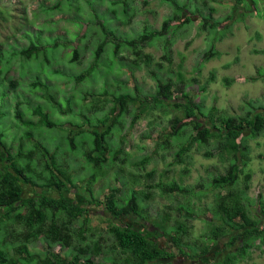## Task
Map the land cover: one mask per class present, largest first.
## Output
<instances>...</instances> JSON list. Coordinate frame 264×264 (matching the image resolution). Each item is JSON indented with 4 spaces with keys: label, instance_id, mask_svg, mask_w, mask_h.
<instances>
[{
    "label": "rangeland",
    "instance_id": "rangeland-1",
    "mask_svg": "<svg viewBox=\"0 0 264 264\" xmlns=\"http://www.w3.org/2000/svg\"><path fill=\"white\" fill-rule=\"evenodd\" d=\"M59 1L63 2L60 7L51 8ZM178 1L189 3L190 7L177 15L173 24L182 23L187 15L195 21L177 31L171 27L170 33L166 32L139 49L123 46L119 58L113 53L112 43L107 44L97 70L79 80L76 75L94 63L95 49L104 37L97 16H101L119 36L132 39L145 31L161 30L167 17L180 12L166 0H0V69H7L0 72V131L11 144L13 153L21 149L28 152L35 139L45 143L74 180L75 187H70L68 195L77 193L84 203L88 191L81 186L92 174L97 177L91 185L95 197L103 200L111 187H117L118 193L124 196L133 190L140 196V203L151 219L158 220L168 209L190 201L199 217L189 223L192 227L183 239L182 252L173 242L168 243L161 230L149 220L131 215L127 221L147 225L164 248L170 245L174 255L164 260L165 263L197 264L201 263L200 259L192 261L186 255L193 245L209 244L210 252L203 257L207 261H218L227 253L226 243L231 237L226 233L216 242L212 241L213 230L207 222L214 215L218 191L211 184L212 178L218 173H226L231 162V155L217 148L218 142L195 143L189 151L177 155L178 141L170 148L162 147V143L172 129L170 118L176 114L182 116V112L170 107L167 114V109L160 106L141 111L135 102L122 116L120 129L114 130L108 138L111 150L100 173L83 155L90 146L89 138L85 140L86 135L78 134L76 150H72L69 141L73 133L85 131L110 114L114 94L129 91L142 97L151 95L156 93L158 84L167 79H172L175 87L190 91L198 102H203L206 110L217 106L219 114L244 115L248 100L264 105V74L259 73V70L264 73V0H240L239 4L238 0ZM235 4L237 13L232 15ZM197 6L199 11L193 12ZM202 15L211 21L221 20L222 27L227 23L229 28L222 37L220 33L225 30L214 33L210 29L204 30L200 26ZM57 36L67 39L70 44L65 46L60 39V45L55 47ZM167 39L173 40L170 62L164 58ZM212 40L219 55L204 61L203 54ZM32 41L45 44V48L38 56L20 54L19 51ZM74 47L79 49V58L75 61ZM38 82L40 85L34 86ZM106 89V95L99 98L95 95ZM18 103L29 122L21 124L15 117ZM36 107L47 113L56 125L48 127L39 123V116L34 111ZM247 142L250 162L245 170L251 173V180L246 196L252 214L264 219V212L259 207L260 200H264V134L249 138ZM207 151L212 152L210 156L205 155ZM33 159L38 169L45 167L46 161L37 149H33ZM169 182L204 193L200 198L180 191L163 194L161 188ZM238 186L243 189L244 174ZM29 191L33 188L27 186L26 192ZM145 195L150 197L145 198ZM86 204L90 211L88 225L80 231V221L74 224L81 234L73 237L72 244L82 246L88 242L93 245L99 241L101 254L94 256L98 264H112L106 257H125L120 256L108 232L110 218L114 222L119 220L111 217L102 206ZM11 239L14 240L8 237V241ZM20 241L15 239L13 245L17 246ZM45 242L40 238L29 242L28 246L41 252ZM53 249L69 255L73 247L53 245ZM9 253L15 258L21 256L14 248H10ZM237 264H264V244L254 247L245 257H239Z\"/></svg>",
    "mask_w": 264,
    "mask_h": 264
},
{
    "label": "trees",
    "instance_id": "trees-1",
    "mask_svg": "<svg viewBox=\"0 0 264 264\" xmlns=\"http://www.w3.org/2000/svg\"><path fill=\"white\" fill-rule=\"evenodd\" d=\"M166 1L175 6L180 14L176 13V15L167 17L163 21L161 30L145 31L132 39L119 36L101 16H97L104 37L101 38L95 49L94 63L84 72L77 74L75 78L83 80L97 70L104 48L109 43L113 45L115 57L119 58L118 55L123 46L128 45L139 49V46L146 45L157 37H162L166 32L170 33L173 26L174 31H177L182 26L195 21L191 15H187L182 23L173 24L177 15L180 16L186 9H189L190 5L178 0ZM237 2L239 4L240 0ZM62 3L59 1L51 8H58ZM237 4L233 7L232 15L237 13ZM199 9L197 6L193 12L199 11ZM200 23L202 29H210L211 33L216 30H225L220 33V37L229 28L227 23L222 27L221 20L211 21L206 15H202ZM56 39L58 42L54 43L55 47L60 45V39L65 42V46L70 44L62 36H57ZM172 43V39H167V45L164 47V58L169 62L172 60ZM44 48L45 44H36L32 41L19 53L26 57L38 56ZM138 51L136 52L138 53ZM216 55H219V51L212 40L210 47L203 54V60L208 61ZM78 58L79 49L74 47L73 61ZM8 62L10 61L8 60ZM5 70L0 69V72ZM259 73L264 74L260 70ZM37 85H40L39 82L34 83V86ZM205 88L203 87V89ZM107 91L106 89L95 93V95L99 98V96L106 95ZM112 100L113 106L109 115L100 118L94 126L85 128V131L78 130L70 136L72 150L77 149L76 136L78 134L86 135L85 140L89 138L90 146L83 152V155L87 162L92 163L100 173L111 150L108 138L114 130L120 129L121 118L129 112L132 102H135L138 105V110L141 111L160 106L164 110L167 109L168 114L170 107L177 109L182 112V116L176 114L170 118L172 129L165 135L162 147L170 148L174 142L178 141L177 155H180L182 152L189 151L195 143L209 144L215 140L218 142L217 148L220 151L231 155L227 172L218 173L212 178L211 184L218 191L215 194L214 215L211 219H207L213 230L212 241L216 242L221 235L226 233L231 235L226 243L228 251L222 260L207 261V258L203 256L210 252L211 246L197 244L193 245L191 251L186 255L192 261L200 259L201 263L197 262V264H237L239 257H245L254 247L264 244V219L259 215L255 217L250 209L246 193L251 173L245 170L250 162V146L247 140L264 134V105H256L252 100H248L244 115L219 114L217 106L206 110L203 102H198L190 91L175 87L172 79L160 82L154 94H144L142 97L139 94L126 91L114 94ZM34 111L39 116V123L42 125L48 127L56 125V122L49 119V115L39 107L34 108ZM14 115L21 124L30 121L24 118V112L21 111L19 103ZM82 126L80 125V127ZM33 149H37L45 159L43 169L36 167ZM211 153V151H207L205 155L210 156ZM243 174L244 187L241 189L238 182ZM96 178V175L92 174L88 181L86 180L87 182L81 186L82 189L88 191L85 203L79 200L77 193L75 196H69L70 187H75L74 180L70 172L58 163L55 152L50 153V149L45 143L35 139L33 148L28 152L25 153L21 149L17 153H13L11 144L5 139L3 131H0V264H98L94 260V256L101 254L99 241H95L93 245L88 242L82 246L72 244L73 237L81 234L74 228V224L80 221V231L88 225L90 211L86 203L104 207L111 217L119 220V222H114L110 218L108 232L113 237L120 256L125 255V257L121 256L119 259L106 257L107 260H111L112 264H173L164 262L174 255L170 245L167 244V248H164L154 238V234L147 225L127 220L131 215L149 220L153 226L161 230L168 243L173 242L174 247L182 252L183 239L188 236L192 227L189 223L191 219L199 217L190 201L179 203L175 208L168 209L165 216L155 220L147 215V211L140 203V196L133 190L128 196H124L118 193L117 187H111L103 200L95 197L91 185ZM27 186L32 187L33 191L27 193ZM161 189L163 194L180 191L193 193L198 198L204 193L199 189L186 187L177 182H169L166 187ZM144 197L149 198L150 196L145 195ZM247 200L248 202H245ZM259 207L264 212V200H260ZM175 214H179L181 217ZM14 224L22 229H17ZM12 226L15 227L11 228ZM8 237H12L14 240L8 241ZM40 238L46 240L44 250L38 252L30 249L28 243ZM15 239L21 240L17 246H14ZM53 245H61L62 248L72 246L73 250L69 255H62L53 249ZM10 248L17 249L21 256L17 258L10 256Z\"/></svg>",
    "mask_w": 264,
    "mask_h": 264
}]
</instances>
